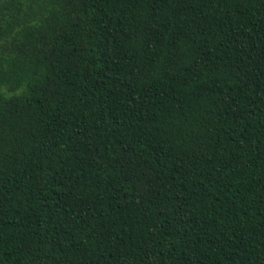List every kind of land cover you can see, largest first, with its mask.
<instances>
[{
  "label": "trees",
  "instance_id": "obj_1",
  "mask_svg": "<svg viewBox=\"0 0 264 264\" xmlns=\"http://www.w3.org/2000/svg\"><path fill=\"white\" fill-rule=\"evenodd\" d=\"M0 264H264V0H0Z\"/></svg>",
  "mask_w": 264,
  "mask_h": 264
}]
</instances>
